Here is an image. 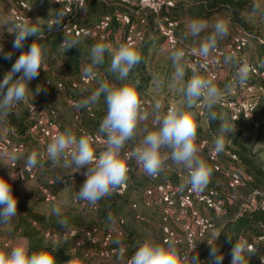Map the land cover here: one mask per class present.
Returning <instances> with one entry per match:
<instances>
[{
    "label": "clouds",
    "instance_id": "9594fccd",
    "mask_svg": "<svg viewBox=\"0 0 264 264\" xmlns=\"http://www.w3.org/2000/svg\"><path fill=\"white\" fill-rule=\"evenodd\" d=\"M257 10L256 7L252 9L253 13ZM82 11L87 9L84 8ZM64 15L65 13L58 12L56 18L47 25L48 31L54 26H59ZM231 23L228 17L212 21L203 18L190 20L186 28L191 36L197 37L210 30L199 48L193 49V52L207 63L219 43L229 36ZM7 32L15 35L13 41L15 49H21L29 36H36L37 39L28 50L20 53L11 69L0 80V120L7 119L27 100L29 92H33L29 82L36 79L41 70L46 72L50 54L49 45L41 43L45 39L42 27L29 19ZM79 43L77 38H64L60 47L66 52L77 47ZM0 53H4L2 45ZM106 53L112 56L108 71L115 74L116 79L120 81L128 80L132 70L142 60L141 51L130 44H121L113 50L111 44L98 42L90 49L91 61L83 69V76L88 82L96 80L98 86L95 89H84L89 94L84 99L74 102L73 107L79 111L97 104L101 96L104 97L106 114L99 124L97 134L105 138V150L97 155L93 148L95 142L93 136L81 135L78 138L71 129H65L51 138L44 153L29 154L26 167L29 169L42 167L41 161L46 160L53 167L62 163L64 169H72V174L86 169L82 173L85 179L76 191L74 200L87 202L94 207L99 201L118 193L127 183L132 162L139 166L144 175L155 179L165 172L171 161L172 164L182 166L187 172L181 187L190 186L193 192H203L211 182L214 170L199 155L200 148L197 144L199 124L189 109L200 102L207 109L206 116L209 121L219 119L214 109L222 103L224 97L221 88L214 83V77L193 74L185 81V52L182 49H173L169 56L174 67L171 80L173 85L181 84L179 91L182 99L168 107L166 111L161 100L157 99L149 113L145 110L135 85L129 83L117 87L98 79V69L104 64ZM11 55V52L4 53L6 59H11ZM224 63L237 65L235 74L226 88L246 86L251 73L255 71L250 64L240 61L234 53L225 55ZM156 83L160 86L162 81L157 78ZM40 91L37 85L35 95ZM31 107L34 109L32 103ZM150 115L153 129L141 128ZM234 131V123L229 124L223 120L220 122L218 134L213 142L215 153L219 154L225 150L226 138ZM137 136H140L137 146L125 151L128 142ZM16 160V155L11 154L6 148H0V166L9 169L10 163L14 165ZM8 175L10 180L17 177L10 170ZM10 180L0 176V225L10 224L18 215L17 198L13 194ZM57 180L63 179L57 177ZM51 212L57 217L61 216L59 207H53ZM111 219L112 217H109V220ZM57 222L62 227L67 225V220L63 218ZM219 235L220 233H216L215 240ZM55 251L56 249L31 250L30 243L25 239L10 248H0V264H58ZM256 251L252 244L237 239L231 249V264H248L249 258ZM192 252H195V244L188 250H182L174 239L161 243L146 238L137 246L128 264H203L198 253L192 256L190 255ZM211 257L212 264H223L224 256L215 246L211 249Z\"/></svg>",
    "mask_w": 264,
    "mask_h": 264
},
{
    "label": "rangeland",
    "instance_id": "374dc122",
    "mask_svg": "<svg viewBox=\"0 0 264 264\" xmlns=\"http://www.w3.org/2000/svg\"><path fill=\"white\" fill-rule=\"evenodd\" d=\"M255 2L258 7L257 12L248 15L247 18L249 19L250 25L257 28L264 40V0H255ZM14 3L15 0H0V32H2V37L6 30L12 28V20L8 14V8L14 5ZM31 3L33 6V15L36 20L40 22H47L49 18L56 15V7L52 4L51 0H31ZM107 6L111 8L108 13L112 16V20L105 32V38L100 40V42L111 44L113 50H115V40L112 39L111 36L112 31L115 27H119V24L113 19V14L116 11H120L121 7L116 4H108ZM167 9L168 8L164 10L166 11ZM100 16V12H92L90 15H87L86 11H81L79 19L86 23L85 25H92L100 18ZM157 16L158 15L156 14L155 22L158 23L161 20ZM221 17L224 16L222 14H217L212 20ZM184 20L185 24H188L190 21L187 18H184ZM140 23L137 24L134 18V24L138 28H140ZM143 28L144 40L140 44L135 45V47L141 51L142 60L139 65L132 70L128 80H117L115 74L108 71L112 59L111 54L106 53L105 62L99 67L98 71L99 73H104L108 79L112 80V82L114 81L115 85L118 87L122 84L129 83L135 85L140 97L149 102L146 109L149 113H151L152 105H154L157 99L161 100L164 105V111H166L170 105L177 104L182 99L179 91L181 84L177 83L173 85L171 80L174 67L169 56L173 49L165 44L156 26H148V24H146L143 25ZM241 30L245 29L230 26V34L223 41L230 39L232 35L240 33ZM178 38L180 39V37ZM199 41L201 40L197 39L195 43H186L198 49ZM220 43L219 45L224 44ZM145 45L146 49H144ZM257 47V44H255L249 36L248 43L243 50V55L248 59L257 56V59L251 60H259L264 63V47L260 49ZM90 49L91 47L87 48L84 53L81 72H83V69L90 64ZM184 64L186 68L185 81L193 74L202 75L199 71L191 70L187 66L186 59H184ZM233 66L234 64H226L223 62L221 71L218 73L217 78L214 79V83H216L223 91V96L233 94V88H226V85L231 82L230 76L233 72ZM40 74L41 76H38L36 79L29 82V87L33 92H29L27 102L36 105V112L30 114L35 116L40 115L45 119V117L50 116L49 114L52 111L51 115L52 119H54L56 129L59 132H63L65 129H71L78 138L81 136L79 134L81 129L98 132L99 124L103 116L106 114V104L103 96H101L100 101L97 104L89 106L88 112L86 111V108H82L78 111L72 105H68L67 103L68 98L74 99L75 102L84 99L89 94V92L84 91V89H95L98 86L97 82L93 80V83H88L87 85L78 84V74H73L69 66H67L61 58L55 56H48L46 72L41 70ZM45 78H48L52 83L61 81L63 83L62 89L56 90L54 86L44 84L43 79ZM157 78L162 81L160 86H157ZM37 85L41 91L39 94L35 95L34 92ZM236 89L237 90L234 93L235 96L241 98L247 97V94L244 93L241 87H237ZM257 95L256 98L258 103L252 119L232 121L228 116L227 110L220 104L214 109L219 117L216 121H209L207 119L206 108H204V113L202 115L197 113V108H195V106L189 109L193 114V118L199 124L197 139L205 138L209 145H213L222 120L229 124L234 123L235 125V131L232 134H229L226 138V147L225 150L219 154V160L223 168H230L238 171L244 178L243 184L234 188H229L227 186V177L223 172L213 171L211 182L207 187L211 186L215 188L218 196L222 198V210L220 212H214L204 208L201 203L196 204L199 214L209 217L213 221L215 227L219 229V238H222L224 229L227 226L229 227V223L235 219L238 211L244 206L250 205L252 202L256 201L259 198V194L264 192V131L262 130V125L264 124V96ZM75 113L80 114L79 120L74 119ZM153 127L152 117L150 115L148 120L141 125V128L152 130ZM33 136L36 138V141L31 139L26 143V148L23 147L21 151L12 153L17 156L14 165L10 163L9 169L0 166V176H3L5 179L10 180L8 175L9 170L17 175L15 180H10V183L12 185L13 194L17 198L18 215L28 213L38 214L44 220L45 225L49 226H53V223L59 224L57 221L60 218L66 219L67 225L77 226L89 224L111 226L119 223L121 226L125 227V229L133 232V238H136L138 241V244L135 243L129 245L132 253L135 252L137 246L146 238L155 239L161 242L162 223L159 208L156 205L144 206L142 201L143 190L145 186L151 184L152 181L143 174L141 169H135L129 173L127 189L124 194H114L99 201L97 206L93 207L87 204V202H77L74 200L76 191L85 179L82 173L86 171V169H82L81 172L72 174V169H64L62 163L53 167L50 162L42 160L41 163L43 166L33 168V174L31 177H28L24 173L22 166L26 164L27 156L33 152L44 153L46 145L51 140H39L37 135ZM139 139L140 136H137L135 139L129 141L127 145H137ZM93 148L96 152L105 150V148L100 147ZM230 153H234L236 158H230ZM199 155L209 164L205 148H200ZM183 174L184 169L182 166L172 164L171 161H169V166L166 167L165 172L159 177V180L167 181L177 189L181 190L183 188L181 187L183 184ZM57 177L66 179V183H61L57 180ZM50 180H53L51 184H49ZM41 186L49 187V189L52 190L54 193L53 199L50 201H44L42 199L39 191V187ZM133 202L137 203L135 208L132 206ZM53 207H59L61 209L60 217L52 214L51 210ZM176 212L177 209H172L169 218V225L176 232L181 234L180 223L175 221L174 218ZM140 216L143 219L139 218ZM109 217H112V219L109 220ZM185 219L188 220L189 215ZM11 223L8 225H0V248L7 249L21 240H25L17 235H11L9 230ZM210 237L211 236L208 235L205 239L202 238L197 241L198 247L195 255L198 253L200 261H202L203 264H212L213 258L211 257V249L213 246L216 247L218 245L217 243H221V240H215L214 237ZM182 245L183 244H180L178 247ZM232 247L233 245L228 248L223 247L220 250L224 256L223 264H231ZM258 250L259 249H257L256 253L249 258L248 264H260L257 260ZM88 259L93 262L109 263L117 261L119 257L103 260L94 254ZM65 264H79V262L77 259H74Z\"/></svg>",
    "mask_w": 264,
    "mask_h": 264
},
{
    "label": "built area",
    "instance_id": "2783aa9c",
    "mask_svg": "<svg viewBox=\"0 0 264 264\" xmlns=\"http://www.w3.org/2000/svg\"><path fill=\"white\" fill-rule=\"evenodd\" d=\"M122 4L123 9L116 11L113 14V19L123 27L124 34L122 41L118 44H130L134 46L136 43L143 39V34L140 28H138L134 22L131 20V13L136 15L139 14L141 10H148L154 14H158L162 9L170 8L174 4V0H119ZM52 4L56 7V15L47 20V24L53 21L58 12L65 13L62 22L57 29L62 31L66 35L71 36H82L87 35L90 37L98 38L102 40L105 38V32L109 27L112 20L110 14L102 15L94 24L85 25L79 23L75 19V15L84 9L87 0H51ZM117 3V2H116ZM115 3V4H116ZM33 6L31 0H15L14 5L8 8V14L12 20L13 25H18L24 20L29 19L31 22L36 19L33 15ZM143 19H140L142 22ZM175 21L169 20L167 17L163 18V21L158 22V31L165 44L171 49H182L185 52V58L187 66L193 71H199L204 76H211L217 78L218 73L221 71L224 62V56L234 53L236 57L243 62L250 64L255 71L251 73L250 80L246 86H242L244 93L249 94H263L264 95V63L259 60H251L243 55V50L248 43L250 34L241 30L240 33L232 35L229 41L223 45H218L217 50L209 58V61L205 63L200 57H198L193 49L196 47L190 44L183 43L174 32ZM1 28V21H0ZM1 45V44H0ZM237 65L234 64L233 72L230 76L232 80ZM40 75V73H39ZM91 82V81H90ZM86 80L83 74L79 77L78 84L87 85L90 83ZM44 84H49V80H44ZM62 82L56 81L54 83V88L56 90L62 89ZM237 87H233L232 95L223 96V101L220 103L222 107L227 110L228 116L232 121L252 119L257 106V100H247L244 97L235 96ZM144 103L145 110L147 109L149 102L142 97H140ZM74 99L68 98V105L74 103ZM33 104V103H32ZM34 109L31 107V103H27V110L29 113L34 114L36 112V105L33 104ZM171 106V105H170ZM169 106V107H170ZM197 108V113L202 115L204 113V106L202 103L197 102L195 105ZM89 111V107L86 108ZM52 111L49 117H41L40 115L35 117L33 124L29 128L31 135H37L39 140L51 139L59 131L56 129L54 124V119H52ZM91 114V113H89ZM250 114V115H249ZM75 120L80 119V114L75 113ZM262 130L264 131V124L262 125ZM79 131V130H78ZM98 132L88 131L81 129L79 131L80 135H91L94 137L95 142L93 145L104 143V137L98 135ZM205 138L199 139L198 146L203 148L207 144ZM135 146L126 145L125 151L132 150ZM24 145L20 142H13L8 137H0V148H6L11 154L19 152L23 149ZM100 152H96L97 155ZM220 154V153H219ZM219 154L215 153L213 150V145L208 151V160L211 167L216 172H223L227 177V186L229 188H234L243 184L244 178L240 175L238 171L233 169H225L219 160ZM230 158L235 159L236 155L234 153L229 154ZM131 171L135 169H140L139 166L132 162L130 164ZM24 173L31 177L33 174V168L29 169L26 164L23 165ZM187 176L186 170H184L183 181ZM151 184L146 185L143 190V204L144 206L156 205L159 208L161 217V231L162 238L161 242L168 239H174L177 242V246L183 244L179 248L182 250H188L193 244H195V252L190 253L194 256L198 247V239H202L207 235H213L216 232V227L213 221L205 216L200 215L196 204L201 203V205L214 212H219L223 206V200L217 194L215 188L209 186L203 192L196 193L193 192L190 186H184L181 190L174 187L171 183L167 181H161L158 178H150ZM61 183H66V179L62 178ZM53 180L49 181L51 184ZM127 189V183L121 188V190L116 194H123ZM40 194L44 201H50L54 197V193L49 189V187L41 186L39 187ZM135 208L137 206L136 202L132 203ZM258 206L260 209L264 210V192L259 194ZM94 207V206H93ZM172 209H177L175 213V221L180 223L181 234L176 232L169 225V218L172 213ZM189 215V219H185ZM143 219L141 216L139 217ZM121 225L119 223L111 225L103 230H100L97 226H92L85 229H77L75 227H70L68 229L55 230L46 229L43 231V236L50 239L51 241H65L71 239L73 242L72 249H75L81 241V238L90 240L91 242L98 241L99 249L96 253L100 259H113L119 257L118 261L120 264H128L131 256L134 253L126 254V246L119 245L114 246L111 244V238L113 236H119L121 234ZM258 240H264V228L263 233L257 237ZM253 245V243H250ZM254 246V245H253ZM220 251V247H217ZM257 260L260 264H264V247L258 252Z\"/></svg>",
    "mask_w": 264,
    "mask_h": 264
},
{
    "label": "trees",
    "instance_id": "16d2710c",
    "mask_svg": "<svg viewBox=\"0 0 264 264\" xmlns=\"http://www.w3.org/2000/svg\"><path fill=\"white\" fill-rule=\"evenodd\" d=\"M109 3H116L117 6L123 9L122 4L119 0H107ZM112 5V4H111ZM87 9L86 14L90 15L92 12H100L101 16L107 14L111 8L107 6L105 0H87L86 5ZM113 7V6H112ZM115 7V6H114ZM257 7L255 0H174V4L172 7L168 8L166 11L162 9L157 15L161 21H163L164 17H167L169 20L175 21L176 25L174 26V32L176 35H179L180 40L186 42L189 40V37L185 31V27L183 26V19L188 16L190 19L194 18H203L207 20H212L213 17L217 14H222L224 17H228L231 19V26L240 27L245 29L250 34L252 41L259 44L262 48L264 47V40L261 37V33L258 32L257 28L252 27L249 23L248 15L253 14L252 9ZM257 12V11H256ZM79 12L75 15V19L81 23L86 24L82 20H80ZM109 14V13H108ZM132 15H136L131 13V20L134 22V18L136 23H140V19L143 21L140 23V30L143 34V39L139 41L137 44H140L144 40V28L143 25L148 24L152 26H156L158 30V23L155 22V15L153 12L148 10H141L136 18ZM100 16V17H101ZM32 23L41 26L45 39L41 41V43H46L49 45L50 54L49 56L59 57L69 66L70 70L73 74H78L77 81L79 77L83 74L82 71V62L84 60V53L87 48L92 47L95 43L100 42L98 38L90 37L87 35L82 36H71L66 35L56 26L53 27L51 31L47 29L46 22H40L36 19L32 21ZM121 26V25H119ZM14 27L12 23V28ZM11 29L6 30L3 33V37L0 38V44L3 46L4 53L11 52V59H6L4 53H0V80L3 79L4 74L9 71L12 67V64L15 62L17 57L20 55L22 51L28 50L32 42L37 39L36 36H29L24 42L23 47L21 49L13 48V41L15 38L14 34H9L7 31H11ZM123 29V28H122ZM202 34V33H201ZM107 35V34H106ZM122 37H119L117 41H115V48H118V44L122 41ZM64 38H77L80 43L77 47H73L68 51H64L60 47V43H62ZM163 38V37H162ZM183 38V39H181ZM261 42V43H258ZM222 44V43H220ZM134 45V46H135ZM145 47V48H144ZM143 48L146 49V45ZM19 75V74H17ZM41 76V74L39 75ZM16 77L14 76V79ZM49 80L48 78L43 79ZM98 79L104 80L112 85H115L114 81L108 79L104 73H99ZM97 82L96 80H94ZM91 81L90 83H93ZM89 83V84H90ZM49 84L54 86L49 80ZM63 84V83H62ZM117 86V85H115ZM118 87V86H117ZM264 96L263 94H259ZM257 94H249L245 99L247 100H257ZM27 100L21 103L17 109L14 110L13 114H11L7 119L0 120V137L6 136L11 139L13 142H20L26 148V143L33 139L36 141V138L29 133V128L33 124L35 120V115H31L27 110ZM199 139H197V144ZM93 147L97 148H105L104 143L93 145ZM207 152V160H208V151L211 148V145L207 144L203 147ZM209 162V160H208ZM210 164V162H209ZM211 166V165H210ZM23 167V166H22ZM21 167V168H22ZM216 172V171H214ZM51 190V189H50ZM52 191V190H51ZM126 192V191H125ZM124 194V193H123ZM223 207V206H222ZM222 210V209H221ZM220 210V211H221ZM219 211V212H220ZM59 224H54L53 226L45 225L44 220L41 216L34 213H28L24 215H18L15 217L14 221L11 223L9 230L11 235H17L21 238L26 239L30 243L31 250H40V249H56L55 256L58 261V264H65L74 259H77L79 264H120L119 261H113L109 263L103 262H93L88 258H91L94 254L96 255L99 249V242H91L88 239L81 238L80 244L75 248L73 247V242L71 239H67L65 241H51L48 238L43 236V231L46 229H55L62 230L68 229L70 227H75L77 229H85L92 226L99 227L100 230H103L108 225H98V224H89V225H66L64 227L58 226ZM121 234L119 236H113L111 238V244L114 246L124 245L126 246V254H130L131 249L129 245L138 244L136 238H133V232L125 229V227L121 226ZM264 228V210L260 209L258 206V199L252 202L250 205L244 206L240 211H238L237 216L229 223V227L227 226L224 229V234L222 238H217L221 240V243H217L216 248L220 247V249L228 248L231 245H234L237 239L241 241H247L248 243H253L256 249L264 247V240H258L257 237L263 233ZM219 229L216 228V232L211 237H214L216 233H219ZM208 236V235H207ZM205 236L203 239H205ZM210 237V238H211ZM116 241L120 243L117 244ZM212 241V240H211ZM258 256V255H257ZM200 259V258H199Z\"/></svg>",
    "mask_w": 264,
    "mask_h": 264
},
{
    "label": "crops",
    "instance_id": "0c3cea01",
    "mask_svg": "<svg viewBox=\"0 0 264 264\" xmlns=\"http://www.w3.org/2000/svg\"><path fill=\"white\" fill-rule=\"evenodd\" d=\"M105 2H106V4L108 5H110V4H113V3H109L107 0H105ZM116 3V2H115ZM114 3V4H115ZM131 15V14H130ZM132 16H134V17H136V18H139V16H137V15H132ZM185 18H187L188 20H192V19H190V17H188V16H186ZM183 26L185 27V31H186V33H187V35H188V37H189V40L188 41H186V42H193V43H195V41L197 40V39H200L201 41H199V46H200V43L203 41V39L209 34V32L208 31H205V32H203L202 34H200L199 36H197V37H193V36H191L188 32H187V28H186V26H187V24H185V20L183 19ZM123 27L122 26H119V27H115V29L112 31V36H111V38L112 39H114L115 41H117V39L119 38V37H121L122 36V34H124V29H122ZM178 36V35H177ZM229 39H227L226 41H228ZM226 41H223L222 42V44L223 43H225ZM183 43H186V42H184V41H182ZM255 43V42H254ZM188 44V43H187ZM255 44H257V43H255ZM257 46L259 47V49L260 48H262L259 44H257ZM257 47V48H258ZM251 59H257V56H255V57H252ZM203 209V208H202ZM201 210V209H200Z\"/></svg>",
    "mask_w": 264,
    "mask_h": 264
}]
</instances>
